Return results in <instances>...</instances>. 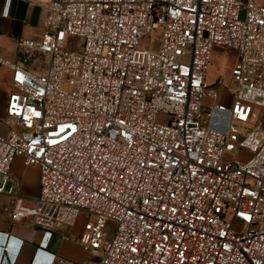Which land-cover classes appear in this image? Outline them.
Masks as SVG:
<instances>
[{"label": "built area", "instance_id": "1", "mask_svg": "<svg viewBox=\"0 0 264 264\" xmlns=\"http://www.w3.org/2000/svg\"><path fill=\"white\" fill-rule=\"evenodd\" d=\"M41 4V38L17 44L37 66L47 54L45 70L0 55L11 69L8 220L35 226L46 245L87 213L79 238L63 237L90 257L49 264H264V0ZM215 45L237 51L230 103L206 79ZM17 156L38 167L35 198L15 191ZM6 241L0 264H15L22 240L14 255Z\"/></svg>", "mask_w": 264, "mask_h": 264}, {"label": "crops", "instance_id": "2", "mask_svg": "<svg viewBox=\"0 0 264 264\" xmlns=\"http://www.w3.org/2000/svg\"><path fill=\"white\" fill-rule=\"evenodd\" d=\"M43 1L45 0H0V55L34 71L45 70L48 55H41L40 57L45 63L37 66V64L31 63L30 59L26 58L19 49L17 40L21 37L36 40L41 38L44 31L42 24L44 8L41 4ZM220 46L215 45L213 47L212 56L214 51L220 50ZM232 51V57H237V51L235 49ZM7 68L11 75V69ZM206 79L218 89L219 100L230 103V91L222 86V82L218 83V80L222 78L211 75L209 78L206 76ZM6 103V94H4L0 99V132L2 133H6L9 129V124L5 119ZM244 154L247 155L248 151H244ZM11 171L17 180L15 191L27 197L35 198L39 189L38 167L36 165H24L22 157L17 156L12 162ZM9 200V194L0 192V260L5 251L1 239L5 236L7 251L11 255L15 254L14 248L17 241L22 240L16 253L15 264H49L53 254L78 263L90 257L89 253L77 241L63 237L68 232L69 227L67 226L62 229L55 228L48 242L44 245L40 243L44 237L42 238L41 231L35 226L28 223L10 222L7 213L4 211V206L9 203ZM52 264L62 263L55 259ZM67 264L72 263L67 262Z\"/></svg>", "mask_w": 264, "mask_h": 264}, {"label": "rangeland", "instance_id": "3", "mask_svg": "<svg viewBox=\"0 0 264 264\" xmlns=\"http://www.w3.org/2000/svg\"><path fill=\"white\" fill-rule=\"evenodd\" d=\"M75 39H81L79 36H75ZM160 38V29L153 31L148 37L147 40L149 42L150 48H157ZM220 50L214 51L213 56L211 55L210 61L207 69V78L211 75H217L223 79L222 86L228 91H232L235 87V81L231 77V68L233 65V60L237 57L233 56V51L231 47L228 46H220ZM31 63H34L32 59H30ZM11 89V75L8 68L2 64H0V99L6 94V100L8 99V95ZM162 115H159L161 118ZM227 155L236 156V150L228 151ZM240 157H244L243 154ZM1 176V175H0ZM10 195V194H9ZM87 215L85 211H82L80 214V218L76 223L70 225L68 228V234L71 237L79 238V229L83 222V217ZM236 224L239 222L236 221ZM115 224L113 221H109L106 225L107 237H111L114 231ZM58 228H64V225H59ZM100 252L91 253V257L94 260H98L100 258Z\"/></svg>", "mask_w": 264, "mask_h": 264}, {"label": "water", "instance_id": "4", "mask_svg": "<svg viewBox=\"0 0 264 264\" xmlns=\"http://www.w3.org/2000/svg\"><path fill=\"white\" fill-rule=\"evenodd\" d=\"M17 243H18V241H17Z\"/></svg>", "mask_w": 264, "mask_h": 264}]
</instances>
